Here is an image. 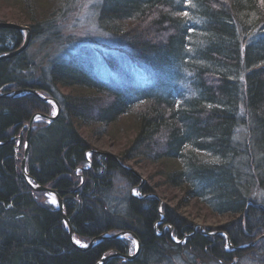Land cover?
Segmentation results:
<instances>
[{"label": "trees", "instance_id": "obj_1", "mask_svg": "<svg viewBox=\"0 0 264 264\" xmlns=\"http://www.w3.org/2000/svg\"><path fill=\"white\" fill-rule=\"evenodd\" d=\"M4 1L28 13L30 42L45 56L37 62L26 48L0 60V264H173L186 253L179 264H264V237L250 246L264 236V0H98L96 25L116 44L101 58L84 48L52 54L78 0ZM124 22L133 30L114 27ZM23 41L0 29V57ZM49 99L60 115L32 123L27 179L58 192L73 238L108 237L87 250L21 174L28 123L52 116ZM125 116L138 134L123 159L93 153L77 133ZM138 156L171 166L166 184L233 219L195 230L124 167ZM121 232L139 241L132 261L110 257L130 254L111 238Z\"/></svg>", "mask_w": 264, "mask_h": 264}, {"label": "rangeland", "instance_id": "obj_2", "mask_svg": "<svg viewBox=\"0 0 264 264\" xmlns=\"http://www.w3.org/2000/svg\"><path fill=\"white\" fill-rule=\"evenodd\" d=\"M97 2L98 0H78L74 10L69 16H67L62 24L64 39L60 41L56 46V49L52 47L54 52L52 54L55 58L61 56V52H66L68 50L79 51L80 48L91 50V52L99 58H101V56L115 54L113 50L116 44L114 43L112 36L107 35V33L105 34L101 29L99 30L96 25L95 6L98 4ZM27 16L28 13L16 7L15 3L0 0V22L14 23L21 27H29L28 25L30 22ZM114 27L119 28L121 32L133 30V24L126 22L117 24ZM40 45V42L32 41L27 47L28 55L32 59L37 60V62L41 61L45 56V50L40 49ZM57 91L62 95L68 96H81L85 94L83 91L79 92L66 88H59ZM49 103L52 104L51 102ZM50 109V113L54 116V106L52 105ZM41 119V117L40 119L35 118L33 123H39ZM137 130L138 126L128 116L118 119L115 124L104 127L95 124L93 126H77V133L87 144L90 145L93 153L108 154L117 159H123L124 155L127 154V151L130 150L133 141L137 137ZM130 155H132L131 152ZM124 164L126 169H129L140 179L141 185H146L149 190L151 189L159 206L166 207L170 211L176 213V215L180 216L183 220L195 226V230H198L201 233L211 230L212 233H214L213 231L215 229L228 225L227 223L233 219V217L229 215L211 214L197 201H188L182 189L166 184L163 172L170 169L171 166L164 163H153L150 160L139 156L127 160ZM133 191L135 190H132L131 194L135 196L136 194H133ZM119 193V191H116L114 194L115 196H118ZM44 198L50 205H52V207H57L56 200L55 203L50 202L54 197L45 194ZM259 238H261V236ZM122 239L129 243V255L133 254L136 251V243L133 244L134 239L127 236H124ZM261 239L258 241H256L257 239L254 240L253 244L259 242ZM76 241L79 240L73 238L76 247L78 246L79 248L84 249L87 246L86 242L79 241L80 243H76ZM227 241L228 239L226 238V242ZM245 247L246 246H242V248ZM187 255H189V253H186V255H180L178 257L179 261H176L175 259L173 264L186 262Z\"/></svg>", "mask_w": 264, "mask_h": 264}, {"label": "water", "instance_id": "obj_3", "mask_svg": "<svg viewBox=\"0 0 264 264\" xmlns=\"http://www.w3.org/2000/svg\"><path fill=\"white\" fill-rule=\"evenodd\" d=\"M3 28H5V29H15L17 31H20L22 34H24L23 35L24 36L23 37L24 41H23L22 45L19 48H17V49L14 50V52H11L9 54H6L3 57H0V60L14 58L16 55H19V54L24 53L25 50H26V48L29 46V43H30V40H31V38H30V28L25 27V26L24 27H21V26H18L16 24H14V23L13 24H10V23H6V22H0V29H3ZM30 93L36 95V92H34V91H30ZM21 94H22L21 91H18L15 94H13V96L21 95ZM36 96H38V95H36ZM6 97H7V95H6ZM6 97L5 96H0V98H6ZM46 102L47 103H49V102L52 103V105L55 108V115L54 116H50V117L43 116V115H39V116L33 117L30 120V122L28 123V129H27V132H26V135H25L26 138H25V141H24V147H25V149H24V154H23V157H22L23 159H22L21 165H20L21 174H22L23 179H25V181L28 183V185L33 190H35L36 192H39V193H45L46 195H51L52 197L55 198V200L57 201V210H59L60 217H61V221L66 226V229H67L68 234H69V240H70V242L72 243V245L76 249L77 248L78 249H81L78 246L76 247L75 243L73 242V231L71 230L69 221L67 220L66 216L64 215L63 201H62V199L59 198L58 192L55 191L54 189L53 190L52 189H46L44 187L40 188L36 184H30V182L27 179V175H26L25 163H26V161L28 159L27 156L29 154V148H30L29 147V142H30V138H31L30 134H31L32 123L34 122V119L37 118V117H41L42 119H45L46 121L50 122V121H54L55 119H57L58 116L60 115V107H59V105H58L57 102H55L52 99L46 100ZM124 236H127L129 238L134 239V241L136 243V248H135L136 251L133 254L127 255V256H123V255L119 256V255L113 254L110 257H113V258H122L123 260H126V261H132V259H134L139 254V252H140V250H139L140 244H139L138 239H136V237L133 234L123 233V232H121L120 234H117L115 236H112L111 238H113V239H120V238H123ZM107 238H108L107 236H100V237H98V239H93L82 250H87L88 248L92 247L93 245L99 243L100 240L107 239ZM261 238H262V236H261ZM261 238H259V239H261ZM259 239H257L256 241H258ZM253 243L254 242H252L250 244V246H253ZM110 257H108V258H110ZM103 260H104V258L101 259V261L99 262V264H101Z\"/></svg>", "mask_w": 264, "mask_h": 264}, {"label": "snow or ice", "instance_id": "obj_4", "mask_svg": "<svg viewBox=\"0 0 264 264\" xmlns=\"http://www.w3.org/2000/svg\"><path fill=\"white\" fill-rule=\"evenodd\" d=\"M186 6H187V0H186ZM184 15L186 16L187 13H184ZM37 119H40V117H37ZM133 194H137V193H135V191H133ZM50 202L55 203V199L52 198ZM76 243H80V242L76 241ZM133 244H135V241H133ZM82 246H84V245H82Z\"/></svg>", "mask_w": 264, "mask_h": 264}]
</instances>
